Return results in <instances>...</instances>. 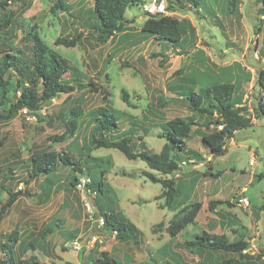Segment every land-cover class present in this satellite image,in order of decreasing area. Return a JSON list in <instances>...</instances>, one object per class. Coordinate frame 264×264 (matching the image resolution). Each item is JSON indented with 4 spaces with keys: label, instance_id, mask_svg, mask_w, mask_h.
I'll list each match as a JSON object with an SVG mask.
<instances>
[{
    "label": "rangeland",
    "instance_id": "374dc122",
    "mask_svg": "<svg viewBox=\"0 0 264 264\" xmlns=\"http://www.w3.org/2000/svg\"><path fill=\"white\" fill-rule=\"evenodd\" d=\"M147 1L141 0L137 7L127 10L129 22L124 31L103 45L87 36L94 34L92 22L86 23L92 0H67L70 8L57 15L52 13L54 2L50 0L11 3L14 23L7 29L15 38L8 37L6 42H14L15 53L22 59L27 57L30 44L19 31L28 33L29 26H36L46 46L65 60L73 82H90L95 89L62 94L36 115L22 113L0 124L1 173L12 171L11 179H0V184L13 192L26 191L0 222V259L4 251L8 252L4 245L13 247L17 264L32 258L35 264H91L101 252L117 264H221L232 258L206 251L192 255L179 248L178 244L204 230L223 234L229 241L245 239L250 244L249 258L241 264H264V121L255 119L253 111L259 101L264 103V89L257 84L259 71H264V12L260 11V0H239L233 13L213 0H203L198 8L168 12L187 19L195 29L191 42L172 49L141 33ZM4 15L0 11V20ZM78 34L81 36L75 47L54 46L57 38ZM0 50L9 51L2 43ZM209 79L235 85L234 97L249 110L252 126L236 132L221 156L208 155L200 145V133L205 130L194 126L193 131L198 129L199 133L187 145L198 157L180 164L173 179L176 196L169 202L159 198L161 185L150 182L142 172L160 179L168 176L149 170L140 160H127L115 149L88 153L84 139L90 123L85 126L84 121L69 140L53 141L63 134L71 108L86 113L109 103L123 115L118 132L135 131L131 132L132 151H139L144 144L149 151L159 153L164 144V139L158 138L163 123L191 116L182 103L169 100L177 98V86H198ZM121 89L127 93L129 106L119 98ZM195 118L199 125L204 121ZM43 152L83 157L86 170L74 174L70 167L58 164L50 176H40L25 185L29 158ZM102 171L105 187L116 201V212L139 232L135 242L121 241L102 229L97 224L99 218H92L94 194L85 197L76 188L78 182L74 186L70 183L72 174L78 180L99 181ZM217 172L218 177L209 176ZM211 199L227 200L232 206H218L211 212L207 210ZM188 203L201 204L195 223L170 238L166 228L182 216L180 210ZM48 228L51 232L41 240ZM10 236H15V244L9 241ZM30 243L33 248L27 245Z\"/></svg>",
    "mask_w": 264,
    "mask_h": 264
},
{
    "label": "trees",
    "instance_id": "16d2710c",
    "mask_svg": "<svg viewBox=\"0 0 264 264\" xmlns=\"http://www.w3.org/2000/svg\"><path fill=\"white\" fill-rule=\"evenodd\" d=\"M16 1L18 0H0V11L5 13L0 20V43L9 49V51L0 50V124L10 121L22 113L36 115L42 106L59 98L62 94H70L77 89L89 87L95 89V86L90 82L80 83L77 80H74L75 83L73 82L75 78L70 77L73 76V73L70 72L65 60L46 46L39 36L36 26H29L28 33H24L23 30L19 31L21 36L24 35V39L30 44L27 57L22 59L18 53H15V48L12 47L14 42H6V40L8 37L15 38L7 27L14 23L10 7L11 3ZM50 1L54 2L52 6L54 15L65 13L70 8L67 0ZM213 1L223 4L228 13H233L239 2V0ZM140 2L141 0H92V7L87 11L89 16L86 23L92 22L91 28L94 34H87V36L100 45L106 44L116 34L124 31L129 22L126 19V11L137 7ZM202 3L203 0H169L166 9L167 12H181L186 8L201 7ZM259 3L260 11L264 12V0H260ZM141 33L166 44L172 49L175 45L183 48L191 42L194 39L195 29L187 19L158 15L146 18L141 26ZM80 36L81 34L73 38L59 37L54 41V46L75 47ZM66 73L69 76L66 77L67 79L65 78ZM257 84L264 89V71L262 70L259 71ZM235 88L233 83L218 79L199 82L198 86L196 84L177 86L175 92L177 98H170L169 100L182 103L191 113V116L184 119L175 117L163 123L158 138L164 139V144L159 153L149 151L144 147V144L142 149L133 152L131 140H133L134 135L131 132L134 130L127 129L118 132V123L123 115L113 109L109 103L86 113L80 108H71L68 111V120L65 122L63 134L53 141L69 140L75 136L76 130L84 121L85 126L90 123L91 129L84 139L86 151L89 153L101 148L115 149L127 160H140L149 170L162 176H168L169 179H160L152 173L142 172V175L150 182L161 185L162 192L159 198H164L166 202H169L176 196L173 179L180 170V164L198 157V154L187 145L193 135L199 133L198 129L193 131L194 126L196 128L200 126L205 130V132L200 133V145L208 152L209 156L224 155L227 151V143L234 134L252 126L249 110L234 97ZM119 98L127 106L130 105L127 93L123 89L119 92ZM253 111L255 119L264 121V103L259 101ZM195 116L204 120L201 125L197 123ZM113 133L115 136H110ZM2 146L3 141L0 140V148ZM85 163L86 160L83 157L70 156L65 152L34 153L28 161L29 171L24 184L28 185L40 176H50L58 164L70 167L74 174H82L86 170ZM11 172L9 169L6 173H1L0 169V179L10 180ZM74 174H72L70 182L72 186L78 182V177ZM219 175V172L209 174L211 177H218ZM85 192V197L88 198L92 194H96V196L91 197L95 209L92 218L103 219L102 229L108 230L110 234H114L121 241L128 239L136 241L139 232L133 225L126 224L123 216L116 212V201L112 199L105 187L103 171L100 173L99 181L89 180V183L85 184L82 194ZM2 193L5 196H2ZM22 194L26 195V191L23 193L13 192L8 186L0 184V222ZM102 197L104 198L103 203L100 202ZM181 204L183 203L181 202ZM179 206L182 205L179 204ZM218 206L231 207L232 205L229 201L221 199H211L207 202L208 211L212 212ZM200 209V203H188L184 209H181L180 214L182 216L176 221L170 222L166 228L170 238L181 235L188 225L195 223ZM50 232L51 229L49 228L45 230L44 236H41L40 239H45V236ZM9 238V241L16 243L15 236ZM27 245L33 248L32 243ZM4 246L8 248V252H3L4 257L0 259V264H17V259L11 250L13 247ZM178 246L192 255L206 251L232 256L221 264H241L243 260L249 258L247 253L250 250V244L245 239L229 241L223 234H213L204 230L191 235L190 240H185ZM34 260L32 258L21 264H35ZM91 264H117V262L111 259L106 252H101L100 256Z\"/></svg>",
    "mask_w": 264,
    "mask_h": 264
},
{
    "label": "built area",
    "instance_id": "2783aa9c",
    "mask_svg": "<svg viewBox=\"0 0 264 264\" xmlns=\"http://www.w3.org/2000/svg\"><path fill=\"white\" fill-rule=\"evenodd\" d=\"M143 10L147 17H154L158 15H168V12L166 9V0H148L147 3L144 5ZM86 183H89L88 179H80L78 180L76 188L78 190L83 191ZM244 202L247 204L246 200H244ZM97 224L102 228L104 225L103 219L99 218V220H97Z\"/></svg>",
    "mask_w": 264,
    "mask_h": 264
},
{
    "label": "water",
    "instance_id": "95a60500",
    "mask_svg": "<svg viewBox=\"0 0 264 264\" xmlns=\"http://www.w3.org/2000/svg\"><path fill=\"white\" fill-rule=\"evenodd\" d=\"M84 195H86V192H85V194Z\"/></svg>",
    "mask_w": 264,
    "mask_h": 264
}]
</instances>
